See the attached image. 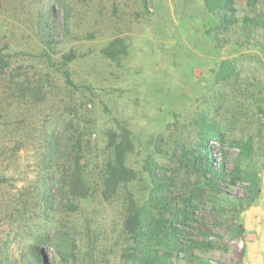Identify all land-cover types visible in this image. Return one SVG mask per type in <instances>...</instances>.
I'll list each match as a JSON object with an SVG mask.
<instances>
[{"label": "rangeland", "instance_id": "obj_1", "mask_svg": "<svg viewBox=\"0 0 264 264\" xmlns=\"http://www.w3.org/2000/svg\"><path fill=\"white\" fill-rule=\"evenodd\" d=\"M236 9L240 19H264V0L253 10L236 0ZM217 23L204 0H0V264L6 251L8 264H64L51 246L41 262L29 247L44 220L39 195L47 181L58 202L50 217L59 228L47 227L71 230L77 264H89L91 255L92 264H127L123 224L131 201L148 193L144 162L154 156L162 174L175 177L172 159L195 149L202 114L225 133L221 143H210L216 165L232 169L239 150L231 144L253 138L252 155L239 164L255 169L259 181V195L237 213L240 199H252L247 184H231L221 195L203 189L199 212L216 244L204 258L264 264V30L246 34L237 26L220 35L219 46L214 33H206ZM119 39L125 54L106 57L104 50ZM191 40L207 51L191 71L193 82L185 78L194 67ZM233 59L235 77L215 84L213 70ZM123 130L132 143L126 165L137 178L103 198L110 135ZM77 161L87 198L70 209L57 184L71 183ZM239 223L244 236L232 238L229 229Z\"/></svg>", "mask_w": 264, "mask_h": 264}, {"label": "trees", "instance_id": "obj_2", "mask_svg": "<svg viewBox=\"0 0 264 264\" xmlns=\"http://www.w3.org/2000/svg\"><path fill=\"white\" fill-rule=\"evenodd\" d=\"M204 2L206 10L218 21L216 26L206 32L207 34L214 33L216 45H223L220 39L222 33L226 34L240 25L246 34L252 33L255 29L264 30V19L258 15L247 14L243 19L239 18L236 0H204ZM247 5L253 10L256 8L257 0H247ZM120 47L123 49L121 48L122 50L117 56L114 55L117 52L114 49ZM124 48L123 41L119 39L111 43L109 48L104 50V54L110 59L118 60L121 55L125 54ZM72 59L73 55H70L68 60ZM2 60L0 58V70L5 67ZM237 63L236 59L221 61L219 67L212 72L215 84L234 78ZM27 82L25 79L23 85L28 84ZM201 116V119L196 121L198 143L195 149H183L180 157L172 159V163L177 168L175 177H168L166 173L162 174L163 168L154 159V156L150 155L145 160L144 172L150 180L148 193L140 200L131 201L123 224V233L128 246L124 255L127 264H182V262L184 264H212L207 258H204L216 247V244L210 239L212 233L205 229V218L199 212L201 204L199 201L202 198L203 189L206 187L215 194L221 195L223 188L225 189L231 184L235 185L238 182L247 184L246 190L251 194L252 199L248 201L240 199L239 209L235 208V213L245 210L244 202L251 203L259 195L256 170L242 169L239 164L241 160L252 155L253 138L251 137L247 141H235L231 144L232 148L239 150L238 159L232 169L228 168L227 163L222 162L221 165H216L210 143L212 140L221 143L225 138V133L204 114ZM110 137L109 156L104 164L102 175L101 196L103 198L116 193L121 183L133 182L137 178V173L126 165L127 154L132 150L130 132L123 130L120 134L111 133ZM116 139L118 140L116 141ZM223 147H225V141ZM55 149V146L50 147L49 154L51 156ZM174 155H176L175 152ZM76 164L71 183L66 184L59 181L57 184L62 194L60 199L63 202L66 201L68 203L66 207L70 209L75 208L76 201L87 198L86 185L78 169L79 162L77 161ZM182 172L185 173L186 179L181 178ZM52 189V181L43 183L39 198L40 204L46 211L42 217L44 220L41 219L36 230L32 232L29 247L33 251V258L39 262L44 258L43 249L51 246L62 263L77 264V242L71 230L58 232L53 231L51 229L53 227H47L56 226L59 228V223L51 220L50 217V213L58 205ZM224 199L229 205L230 201L227 198ZM2 209V216H5L6 221L7 212L4 207ZM17 212H20V209H17ZM9 217L15 219V214L11 213ZM195 231L198 233H193ZM244 231V226L240 223L235 228L229 229L231 237L237 239L244 236ZM50 232L54 233L50 234ZM194 235H201L203 240H196ZM6 253L3 255L1 264H8ZM197 253L198 255H196ZM86 261L87 258L85 263ZM93 261L91 255L89 264H92ZM235 264H241V262Z\"/></svg>", "mask_w": 264, "mask_h": 264}, {"label": "crops", "instance_id": "obj_3", "mask_svg": "<svg viewBox=\"0 0 264 264\" xmlns=\"http://www.w3.org/2000/svg\"><path fill=\"white\" fill-rule=\"evenodd\" d=\"M193 38H194V36H193ZM191 45H192L191 46V51H189V52H191L192 56H188L189 57L188 60H191V62L194 63V67H192L191 69L190 68L188 69L189 73L191 74V76L189 77L190 79H187V77L184 75V71L187 69V66L186 65H187L188 61H186L185 63H182L181 64V67H183L184 70L183 69L180 70V72H181V75L180 76H185V78H186L187 81L190 80V81L193 82V79L194 78H193V75H192L191 71L193 69L196 70L197 68H199V66H200V63L199 62H200V60L202 61V59H201L202 58L201 57V51L203 52V51H206V50H205V48H201L200 46H198L197 45V42L195 40H191ZM186 48L188 50L190 48V44H186ZM180 58H182V57H180ZM196 60L198 61V64L195 62Z\"/></svg>", "mask_w": 264, "mask_h": 264}, {"label": "built area", "instance_id": "obj_4", "mask_svg": "<svg viewBox=\"0 0 264 264\" xmlns=\"http://www.w3.org/2000/svg\"><path fill=\"white\" fill-rule=\"evenodd\" d=\"M211 149H212V152H213V154H214V160H216V159H217V158H216L217 155H216L215 152L213 151L214 147L211 146Z\"/></svg>", "mask_w": 264, "mask_h": 264}]
</instances>
